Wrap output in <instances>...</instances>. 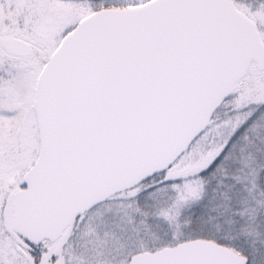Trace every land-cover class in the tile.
Here are the masks:
<instances>
[{
	"label": "snow or ice",
	"instance_id": "6c2138e0",
	"mask_svg": "<svg viewBox=\"0 0 264 264\" xmlns=\"http://www.w3.org/2000/svg\"><path fill=\"white\" fill-rule=\"evenodd\" d=\"M0 264H264V0H0Z\"/></svg>",
	"mask_w": 264,
	"mask_h": 264
}]
</instances>
